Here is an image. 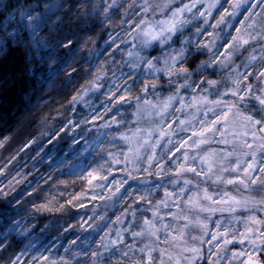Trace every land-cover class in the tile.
Returning a JSON list of instances; mask_svg holds the SVG:
<instances>
[{"label":"trees","instance_id":"16d2710c","mask_svg":"<svg viewBox=\"0 0 264 264\" xmlns=\"http://www.w3.org/2000/svg\"><path fill=\"white\" fill-rule=\"evenodd\" d=\"M255 2L256 0H247V4H245L244 8H242L235 16H226L225 21L222 24L224 26L215 30L212 25H216V20L224 13V10L228 9L231 11L230 0H221L219 4H222L223 7L218 5L214 8L211 17L207 19L209 20L207 22L208 26L203 30V34L198 40L201 49L206 50L207 47H204V45L212 43L209 41V32L217 31L222 34L224 32L226 33L225 29L231 24L229 31H232L231 36L234 35L236 29L240 28L241 23L244 22V17L247 16L249 12L255 10V8L248 7L249 5H254ZM179 3L182 6L183 4H190L191 0H179ZM194 12L196 11L186 15L190 21L183 31L178 30L175 33L174 39L180 37L181 34L185 35V31L186 29L189 30V27L192 26L193 28H196L199 26V24L193 25ZM148 15L149 14L145 12L134 13L133 16L125 18L124 23L114 31L109 25L100 33V39L97 43L99 44L103 40H108L109 46L106 51L119 59V54H121V50L124 49L126 45L120 42V37L117 33H120L121 28H127L128 31L136 29L137 23L141 19H146ZM110 36L115 39H110ZM214 45L215 47H221L220 43L217 46L215 43ZM127 47H130V42ZM214 50L216 49L214 48ZM159 51H161V49L159 44L156 43L153 53ZM230 67L231 66H228L221 71L205 70V72L199 76L194 73L192 79L189 81L192 85L191 88L180 87L184 84L185 79L182 75L176 76L175 82L171 84L167 79L165 80L162 75L141 76L142 73H137V76L140 77L139 82L141 84L152 81L156 84L155 89L164 91V93H173L176 88H180V97H183L184 101L188 97L192 99L193 94L207 95L209 96V99H215L219 93L225 92L226 88L230 87L232 84L228 78L229 75L227 71ZM88 71L93 75L99 74L101 76L99 83L102 85L104 83L108 84L109 78L112 76L110 71L107 73V76H105L103 68L89 67ZM71 75L74 78L73 83L56 93L49 100L47 105L41 110L35 112L32 117L24 122L23 125L17 126L15 129H9L8 131L0 130V142H3V147H0V188H3L4 193H6V195L0 194V239H3V237L7 235V239L3 242L6 244V252L13 253V259L19 257V264H29L30 261L34 264L32 258L40 257L41 255L57 261H60L61 257H63L64 261H70V264H76L77 261L86 259V257L82 255L74 256L73 253L81 252L83 249H88L89 251L99 250L100 264H123V261L126 258L120 255L122 245H116L108 251H105L100 247V242L98 240L99 235L92 237V235L99 229L95 226L99 224L100 227L106 226V229L111 228V236L114 238L116 228H127L129 226L128 221L131 219L130 216L125 218L122 225L115 223L116 217L122 212H125L131 207L137 210L138 217L145 216L151 219L152 212L150 209L157 201L164 198L165 189L170 192H176L179 190V187H184L183 179H179L176 185L170 183V180L175 178L177 164L183 162L182 157L176 155L170 156L172 152H175V148L172 146V152L169 153V156H165L164 158L167 162V168L165 169L166 174L162 173L156 175L153 169L149 170L152 172V175H148L141 169L138 172L132 169L130 171H132V174L136 179H129L128 177H123L122 172L121 174L117 173L120 169H115L118 165L115 164L112 167L111 175L106 174L108 177L106 181H111L112 178V180H114L116 177H119L125 178L128 182H126V185L116 193V196H113L111 200L106 202L109 205L112 204V209H108L109 213H107L101 220L93 218V214H95L94 212L99 209V200L92 192L94 188L89 187L88 180L78 179L77 174L80 170H70V168L60 165L53 167L56 159L66 154L69 155L67 152V146L72 143L73 138L77 143L72 146L76 147L77 145H80V143H78V137L81 138L82 130L84 128H91V121H89L88 113L86 111L90 110L95 102L96 104L101 103L102 93H104L103 89H99L97 91L99 97H94L89 104L88 101L86 102V97L90 91L94 90L90 87L91 76L81 73L79 66H77L76 71L71 72ZM207 80H216L218 81V84L209 88L206 83ZM149 85H151V83H149ZM197 85H199V87H197ZM203 89H208V91L205 92ZM121 91L123 92V89H121ZM143 96L144 93L142 97ZM73 97H76V99L73 100ZM180 97H177L172 108H170L165 114V120L161 121L160 119V124H164L172 117H180L183 119L189 115V113L186 116L183 114L185 110L182 112L176 111L180 106ZM229 97L224 96V99H236L232 96ZM109 102H111V100H109ZM91 103L93 104L91 105ZM239 107L241 111L254 115V110L258 108V105L255 100H249L240 104ZM193 111L195 110L193 109ZM173 115H175V117ZM86 116L88 117L87 125L81 123ZM200 116H204L203 112L197 114V117ZM257 118L259 117L257 116ZM143 120L144 123L140 126L149 124L146 117H143ZM69 121H72L71 125H69ZM136 126V123H132L131 125V127ZM186 136H189L188 133ZM219 140L220 137L218 135L212 137L211 142L201 146L200 151H207L208 149L219 150L221 148L232 151L233 147L218 143ZM175 143L176 142L173 144ZM54 151L55 155H53ZM195 151L197 150H191L190 152ZM178 153L183 154V150L176 152V154ZM259 156L264 157V151H258L256 157ZM230 159L233 162L235 161V157ZM247 159L250 161L251 157L249 156ZM122 168L123 166L121 167V171L123 170ZM86 171H91V168H87ZM146 175L147 179H145ZM224 175L227 177L230 173H225ZM184 176L187 179L194 180L196 183L202 182L203 186L207 187L210 193L221 191L232 193L234 191H240V198L251 196L256 199H260V197L264 195L259 188L255 189V187L249 191L247 189H238L237 185H226L222 182L213 183V180L209 179L210 182L205 177L201 178L195 176L193 173H185ZM145 182L150 183L146 188L143 186ZM160 182H163L165 187L159 186L158 184ZM93 184H95V181ZM195 190V184L189 185V191L186 192L184 200H187V196L191 195ZM82 193L84 195H81ZM129 193H131V195H128ZM141 194H146L147 199L145 201L139 199ZM239 196L237 197L239 198ZM75 197H79V199H76ZM120 198H124L123 203H121ZM69 201H71V203H69ZM148 201L151 203H148ZM183 206L185 205L181 203L180 207L184 208ZM171 208L172 206L169 204V208H161L160 212H165L167 209L170 211ZM5 210H8V215H4ZM184 210L193 221L196 220L197 217L207 219L209 228L207 234H204L202 230H200L201 232L197 230V224L192 223L184 232L182 244L188 247H198L201 250V254L193 259L192 264H213L210 260V262L207 261V253L209 238L213 235L211 232L213 224L218 220L219 215L220 217L221 214L227 216L232 215L235 220L238 219L236 222H240L239 225L242 228H246L245 219L250 215L255 216L258 220L264 221V206L259 205L239 207L234 209V211H216L212 214L201 212L196 208L191 211ZM167 222L169 224H174L176 229H178L180 225L187 223V221L184 220L174 222L172 217ZM249 226L253 227L254 231L248 233V235L252 240L260 243L259 233L264 232V224L253 225L249 222ZM135 230H139V228L137 227ZM163 234L166 235L164 231L159 233V248H165V238L163 237ZM205 235H207L206 239ZM124 236V244L130 245L133 243V238L129 232L124 233ZM201 236H203L202 240L197 239L196 241V239H190L193 237L199 238ZM21 237L28 238L24 240V243L28 244L26 254L24 248L19 242ZM87 237H92V239L88 240L86 239ZM186 237L189 238L187 239ZM85 241H91L92 243H85ZM72 242L75 243L72 244ZM249 244L250 243L248 242H244L241 245L244 246ZM241 245H238L237 247L240 249ZM136 246L139 248L141 242L136 241ZM159 248L153 253L154 264H156L158 259ZM260 248H262L261 251L263 252L260 254L261 256L258 260L264 264V243H261ZM66 249H69V251H66ZM3 255L4 253H0V256ZM140 255L141 254L137 252V257ZM183 257H193V254H184Z\"/></svg>","mask_w":264,"mask_h":264},{"label":"snow or ice","instance_id":"6c2138e0","mask_svg":"<svg viewBox=\"0 0 264 264\" xmlns=\"http://www.w3.org/2000/svg\"><path fill=\"white\" fill-rule=\"evenodd\" d=\"M201 0H191L190 4H183L181 7L173 8L171 12V17L169 19L157 22L158 27L154 26L151 22L141 19L136 28H143L145 34L149 39L155 40L160 38L164 34H175L183 24L189 21L183 18L185 11H192L197 3ZM207 3L206 12H199L200 17H205L206 13L211 14L213 8L219 4V0H205ZM262 0H256L254 5H249L250 8L259 7L260 12L256 13L254 11L249 12L247 16L244 17V22L241 23L240 28L236 29V35L230 37V42L225 40L224 51L220 52L219 49L215 52L214 61L221 67L226 66L231 62L232 53L242 45H247L249 40H255L259 37L264 40V7H261ZM172 4V0H163V3L158 4L156 7L164 9ZM247 4V0H230L231 11L228 9L224 10V13L216 20V25H212L213 29L217 25H221L225 21V17L235 16L242 8ZM152 10L147 5L144 6V12L147 13ZM193 18H196V14H193ZM207 23V19L204 20ZM143 26V27H142ZM259 29V30H257ZM202 30L197 28L196 33L199 34ZM208 35L212 37L213 43L205 44L204 47H212L214 41L219 37L214 34V32H209ZM183 49L181 52L183 53ZM255 49L252 50V54H249L247 61L244 63V67L248 68L251 65L259 64L260 67L255 70L256 79L264 85V45L260 46L259 57L254 54ZM223 57V59H221ZM186 59V58H185ZM185 59L181 58V55L173 54L168 56L163 61V67H160V61H154L147 65L150 71L156 73L163 72L168 76H178L182 73H186L188 70L184 67ZM235 75H230L229 79L232 84L230 87L226 88L225 92L219 93L216 99H209L207 95L193 94L192 99L185 102L183 97H180V88H176L175 91L167 96L164 100L158 102H152L149 100L143 101V106H138L137 115L140 116L141 113L147 112L148 115L155 113L160 116L161 121L165 120V114L173 104L176 102L177 97H180V107L176 109L177 112H182L184 109H194L195 111L189 113V115L184 119L174 118L172 124H177V129H173L172 124H169L167 129L162 127L161 124H153L147 128H142L139 126L140 121H137V127L128 129L125 132L120 133V138L127 145V150L120 153L121 158L115 160L116 164L123 163L124 165H131L134 171L140 170V165H146L144 167V172L148 175H152L149 171L155 165V174L160 175L165 173L167 168V162L165 161V156L172 152V148L167 147V145H172L175 148V152L172 155L175 156L176 152L183 150V162L177 164L175 169V178L170 180V183L176 185L179 179L184 180V187L179 188L178 192H170L165 189L164 198L156 202L152 206L150 211L152 212V218L149 219L145 216H137V210L129 207L125 212L116 217L115 223L122 224L127 216L131 219L128 221L127 228H116L115 229V239L112 238L109 229L103 237L100 238V247L105 251L116 245H122V250H120V255L126 258L123 264H154L153 253L159 248V241L161 231H164L167 235L164 240L165 244L174 242L176 248L181 249L179 253L173 252L171 248H159V253L161 259L159 264H181V260H186L187 264H192L193 259L201 254V250L198 247H188L181 243L184 238V231L189 224L195 223L199 225L204 234H207L208 223L207 219H201L199 217L193 221L186 213L184 208L180 205L183 203L186 207L197 208L201 212H207L212 214L216 211H234L235 207H248L249 205H259L264 206V195L260 199H256L251 196H246L243 198H238L229 192L221 193H210L207 187H204L202 182L196 183L192 179L185 178V173H193L195 176H203L206 179H212L213 183H224L226 185H237L239 184L244 189L251 191L253 187L259 188V190L264 193V166H260L257 169V152L264 151V86H261L257 91L254 89L252 83H245L249 80L252 73L239 71V66L236 67ZM209 88L216 86L218 81L207 80L206 81ZM143 91L146 93L149 90V86L155 89V84L145 83ZM180 87H189L192 85L189 82H185ZM199 87V85H197ZM207 92L208 89H203ZM231 94V96L236 99L225 100L223 97L225 95ZM247 97H252L256 101L258 108H256L255 114H248L245 111H241L239 105L246 102ZM116 96L114 97V99ZM76 97H73L75 100ZM128 99L127 94H119L117 102H124ZM141 98H138V100ZM237 101L240 103L238 104ZM149 109L151 111H149ZM203 112L204 118L199 120V127L192 123L193 120L197 119V114ZM209 113H211L215 118L209 119ZM257 116L259 118H257ZM69 125L72 121L68 122ZM71 130V129H70ZM191 131V136L187 139L181 137L175 144L169 139L167 145L163 147L160 153L157 149L161 148V140L166 136L176 135L177 132H189ZM159 133V138L153 142V134ZM219 136L220 140L218 143L221 144H232V151L221 148L208 149L207 151H200L202 145L209 144L212 137ZM251 136L252 142L249 143L247 137ZM231 137V139H229ZM75 142V139L72 140ZM197 150L195 156H190L189 152L191 150ZM251 157L249 161L247 157ZM235 157L233 162L230 158ZM199 158V165L191 166L188 162L195 161ZM199 169V171H198ZM258 171V175L255 174ZM242 172V174H241ZM225 173H230L229 176H225ZM235 173V175H231ZM129 176L132 172L128 173ZM102 179L106 181L107 176H103ZM136 179V177H133ZM89 185H93V182L101 180V176L96 172H89L87 176ZM195 184V191L188 196L187 200L183 199V195L189 191V185ZM124 181L115 182V191L119 192L123 187ZM111 192L112 190L109 189ZM0 194H5L4 189L0 188ZM81 195H84L83 193ZM214 196H219V199H213ZM79 199V197H75ZM95 198V197H94ZM104 199H109L105 197ZM141 201L147 199L146 194H141L139 196ZM173 201L174 207L177 208L176 212H168L167 215L171 216L174 222L180 220L187 221L184 225H180L176 229L174 224L166 223L164 217L160 215L161 208H169V201ZM201 200L208 201L207 204H201ZM71 203V201H69ZM148 203H151L148 201ZM4 215H8V210H5ZM103 219V217L101 218ZM251 224H264V221L258 220L255 216H248L245 219V233L241 234L242 237L247 238L248 233L253 232L254 228L249 226ZM219 222H217V227L219 228ZM82 227V225H81ZM99 228L100 225L95 226ZM139 230H135L136 228ZM129 232L133 238V243L128 245L124 244L125 236L124 233ZM223 235L225 237L224 243L227 244L230 241L227 239L228 233L225 231L221 234L219 231L213 234L212 239H216L218 236ZM7 239V235L0 239V244ZM193 239H203V236ZM260 243H264V232L259 233ZM136 241L141 242V246L137 248ZM253 246L256 245L257 241H250ZM75 242H72L74 244ZM85 243H92L91 241H85ZM126 249V250H124ZM69 251V249H66ZM189 251L193 253V257H183V252ZM137 252L141 255L137 257ZM74 256L82 255L86 257L81 261H77L76 264H100V252L89 251L88 249H83L81 252L73 253ZM234 258L237 256H246V261L242 264H260L256 259L254 253H234ZM164 257L168 259L165 260ZM34 264H70V261H64L61 257L60 261L53 260L49 257H34Z\"/></svg>","mask_w":264,"mask_h":264},{"label":"clouds","instance_id":"9594fccd","mask_svg":"<svg viewBox=\"0 0 264 264\" xmlns=\"http://www.w3.org/2000/svg\"><path fill=\"white\" fill-rule=\"evenodd\" d=\"M158 4L159 0H0V130L8 131L23 125L56 93L73 83L71 72L76 71L77 66L81 73L91 76L90 87L96 90L102 86L99 83L101 76L90 73L89 67L103 68L105 76L110 71L109 87L101 97L103 113L97 115L102 118L116 107L115 115L111 120L92 125V129L84 128L83 144L73 147L77 141H72L67 146L71 155L60 156L53 164V167L60 165L70 170L79 168L78 179L86 180L89 172H96L101 180L89 187H103L102 177L111 175L115 160L121 158L123 150L119 144L125 142L120 133L132 129L133 122L137 124L139 120V126L144 123V114L137 115L138 106H143V101L138 98L142 97L145 86L137 76L142 72L141 66L148 68L149 63L164 61L174 53L181 55L182 59L186 58L184 67L188 70L181 74L185 83L194 73L202 75L206 68L215 64L216 51L212 50L215 45L201 49L194 39L183 34L176 39L175 34H164L151 40L143 28L132 31L121 28L117 35L126 47L121 50L119 59L106 51L108 40L97 43L105 28L109 25L113 31L119 28L137 8L144 12L147 5L154 17L157 10H162L156 7ZM261 7H264V0ZM129 42L130 47H127ZM156 43L161 51L153 53ZM117 93L128 96L124 104L129 107L125 111H121L115 99L108 102V98ZM81 123L87 125L88 117ZM113 125H119V128L114 129ZM89 167L91 171H86ZM124 171L132 172L129 165H125ZM133 177V174L128 175L129 179ZM116 193L109 192V200ZM120 200L124 202V198ZM26 239L21 237L19 241L25 254L28 250V244L24 243ZM0 253H4L0 256V264H19V257L13 259V253L6 252L5 243L0 244Z\"/></svg>","mask_w":264,"mask_h":264},{"label":"rangeland","instance_id":"374dc122","mask_svg":"<svg viewBox=\"0 0 264 264\" xmlns=\"http://www.w3.org/2000/svg\"><path fill=\"white\" fill-rule=\"evenodd\" d=\"M221 0H219L220 2ZM160 3H163V0H159ZM177 7H181L180 3H179V0H172V4L167 7V8H164L163 10H157L155 12V16L153 17V12L152 10H149L147 13L149 14L147 16V18L145 20L151 22L154 26L158 27L157 23L155 22H159V21H163V20H166V19H169L171 17V12H172V9L173 8H177ZM197 8V9H196ZM196 9V10H195ZM206 9H207V3L205 2V0H201L200 3H197L196 7L195 8H192V11H196L194 12L196 14V18L194 19L193 21V25L195 24H199V26H197L196 28H193L192 26L189 27V30L186 29L185 31V36H188L189 39H194L196 41V43L198 44V40L199 38L202 36L203 34V30L205 28H207L208 26V23H205L204 20L205 18L206 19H209L212 15V12L214 10V8L212 9L211 11V14L208 15L206 13V16L205 17H200L199 16V12H206ZM139 12H143L140 10V8H137L136 9V13H139ZM189 11H185L184 14H183V18L185 19V16L188 14V13H191ZM254 12L258 13L260 12V8L259 7H255V10ZM198 15V16H197ZM186 20L187 21H190V19L188 18V16H186ZM209 21V20H207ZM192 23V22H191ZM188 25V23L186 24H183L182 27L179 28V30L183 31L184 28H186ZM221 26H224V25H217V27L215 28V30L217 28H220ZM230 26L231 24H229L228 28L225 29L226 30V33L224 32L223 34L221 32H217L215 31L214 34L215 35H218V39H216L214 41V43L216 44V46L220 43L221 44V47L219 48V46L217 47H213V51H217V49H219L220 52H223L224 51V44H225V40H228L230 42V37H231V34H232V31H229L230 30ZM143 27V26H142ZM199 28L201 29L202 31L197 34L196 33V29ZM259 30V29H257ZM236 35V32L234 33V35L232 36H235ZM209 41L213 43V40H212V37H209ZM262 42V43H261ZM261 43V44H260ZM255 44V45H253ZM261 45H264V40H261L259 37H257L255 40H249V43L247 45H242L241 47L237 48L233 53H232V58H231V62L228 63L226 66L224 67H221L219 66L218 64H214L212 65L211 68H206V70H211V71H221V70H224L225 68H227L228 66H231L230 68H228V75H235V69L237 66H239V71L241 73H244V72H249V73H252V75L249 77V80L245 81V83H252L253 86H254V89L257 91V94L258 93V89L262 86L261 82L259 80L256 79V75H255V70L258 69L260 67L259 64H255V65H251L249 66L248 68H245L243 65L244 63L247 61V57L249 56V54H252V50L255 49V55H257L259 57V54H260V46ZM214 48L216 50H214ZM191 49V47L189 48ZM221 59H223V57H221ZM160 67H163V61H160V64H159ZM142 67V74L141 76H156V75H162L163 78L167 81H174L176 80V76H168V75H165L163 72H160V73H156L154 71H150L148 68L144 67L143 65L141 66ZM229 78V77H228ZM231 81V80H230ZM232 83V82H231ZM102 85V84H101ZM109 87V82L108 84L104 83L99 89H103L104 92L108 89ZM98 90L94 89L93 91H90L86 97V102L88 101V103L90 104L91 100L94 98V97H99V94L97 92ZM122 92V91H121ZM223 93V92H221ZM172 93H164V91H159L158 89H152L151 87H149V90L148 92H144V96L142 97V101L144 100H149V101H152V102H158V101H162L164 100L167 96L171 95ZM118 95L119 93L116 94V98H115V101H116V105L118 107L121 108V111H125L127 108H128V105H125L124 102H117L118 100ZM225 96H231V94H228V95H225ZM233 97V96H232ZM230 98V97H229ZM114 97H109L108 98V102L109 100H113ZM216 99V98H215ZM224 99V97H223ZM190 97L186 98L185 102H188L190 101ZM249 100H254V98L252 97H247L246 98V102L249 101ZM93 103H91L92 105ZM93 107L95 108V110L93 111ZM180 107V106H179ZM178 107V108H179ZM184 115L186 116L188 113H192L194 112L193 109H184ZM149 111H151L149 109ZM88 113V117H89V121H91V128H92V125L94 124H99V123H102V120H111L113 118V116L115 115V112H116V107H113L112 108V111L107 113L106 115H103V117L101 118V116H98L97 113H103V105L101 103L99 104H95L90 108V110L86 111ZM89 113H91V115H89ZM175 117V115H173ZM143 117H146V119H148V121L151 122V124H146V125H143V126H140L142 128H147L153 124H157L159 123L160 124V116L156 115L155 113H153L152 115H148L147 112L144 113V116ZM185 118V117H184ZM183 118V119H184ZM204 116H200V117H197V119L193 120L192 123L195 124L197 127H199V120L200 119H203ZM209 119H214L215 117L210 113L209 116H208ZM116 119H119V117H116ZM173 117L168 119L164 124L162 123V127H164L165 129H167L168 125L169 124H172V121H173ZM179 119H181L179 117ZM135 123V122H133ZM177 126H178V121H177V124H172V127L173 129H177ZM114 129L116 128H119V125H113L112 126ZM137 127V126H136ZM89 128V129H91ZM132 128H135V127H132ZM189 136H191V131L190 132H187ZM187 133L185 132H177L176 135H173V136H166L163 140H161V148L157 149V152L160 153L161 150L163 149V147L165 145H167V141L169 139H171L174 142H177L178 140H180L181 137L187 139L189 136H186ZM178 136V137H177ZM77 138V136H76ZM159 138V133H154L153 134V142ZM229 139H231V137H229ZM247 140L249 143L252 142V138L251 136L247 137ZM78 143L80 144H83V140L78 137ZM79 145H77L76 147H78ZM172 145H167V147L171 148ZM203 146V145H202ZM228 146H231L233 147L232 144H228ZM119 148L123 151H126L127 150V145L124 144V143H121L119 144ZM195 150V149H193ZM171 153V152H169ZM169 153L166 155V156H169ZM197 154V151L195 152H189V155L190 156H195ZM69 155H71L69 153ZM176 156L178 157H182L183 159V154H175ZM172 156V154L170 155ZM256 160H257V169L260 167V166H264V157H256ZM262 161V162H261ZM200 161H199V158H197L195 161H189V164L191 166H197L199 165ZM123 166V170L121 171V167ZM83 167V166H81ZM146 167V165H140V169L144 172L143 168ZM124 168H125V165L123 163H120L117 165V167H115V169H120L117 173L121 174L122 172V176L123 177H128V174L124 171ZM155 169V165H153V168L150 169V170H153ZM76 171L77 170H80L79 168L75 169ZM129 170H132V166L129 165ZM141 171V172H142ZM199 171V169H198ZM145 173V172H144ZM242 174V172H241ZM257 174H258V171H257ZM231 175H235V173H231ZM201 178H204L203 176H199ZM113 179V178H112ZM111 181H104L103 182V187H93V194H95L97 197H98V200H99V209L96 210V212H94L95 214H93V218H97L98 220H101L102 217H104L107 213H109L108 209H112L111 205L112 204H107L106 202H108L109 199H104L105 197H108V194H109V189H111L112 191L111 192H114L115 191V184L113 183V181H118V180H123L124 181V185H126V182H128V180H125V178H119V177H116L114 180ZM209 180V179H208ZM212 180V179H211ZM210 181V180H209ZM211 182V181H210ZM213 182V181H212ZM96 183V182H95ZM164 183L163 182H160L158 185L159 186H162V187H165L163 185ZM142 185V184H141ZM148 185H150L149 182H145L143 184V186L146 188L148 187ZM142 187V186H140ZM237 187L238 189H244L242 186H240L239 184H237ZM180 188V187H179ZM255 189H257V187H255ZM171 192H174L175 191H171ZM178 192V190L176 191ZM222 192V191H221ZM221 192H214V193H221ZM186 194V193H185ZM185 194L183 195V199L185 197ZM232 195L234 196H239L240 194V191H234L231 193ZM188 198V196H187ZM240 198V196H239ZM214 199H219V196H214ZM111 203V202H110ZM209 203L208 201H204V200H201V204H207ZM169 204L172 206L173 205V201H169ZM184 209L188 210V211H191V210H194L195 208H189V207H186V206H183ZM236 208H239V207H235ZM197 209V208H196ZM177 208L172 206L171 210L169 211L168 209L165 211V212H160V215L164 217V220L166 223H168L167 221L171 218V216L167 215L168 212H176ZM199 210V209H197ZM224 212V211H222ZM167 219V220H166ZM95 220V219H93ZM238 220V219H236ZM235 218L231 215V216H227V215H223L221 214V217L219 215V218L217 221L214 222L213 224V228H212V234L216 233L217 231H219L221 234H223L225 231H227L228 233V236H227V239L230 241L229 243L225 244L224 243V239L225 237L223 235H220L218 236L216 239H212V237L209 238V247H208V253H207V261L208 262H213V264H242L243 261H246L247 257L246 256H237L234 258V253H244V252H247V253H254V255L256 256V259L258 260L259 257L261 256L260 254L263 252L261 251L262 248H260L261 246V243L257 242L255 246H253L251 244V237L248 235L247 238L245 237H242L241 234L245 233V228H242L240 227L239 223L236 222ZM195 221V220H194ZM217 222H219V228L217 227ZM122 225V224H121ZM190 225V224H189ZM188 225V226H189ZM238 225H239V228H238ZM111 229V228H109ZM109 229H106V226H102V227H99V229L92 235V237H96L99 235V242H100V238L103 237L106 232L109 231ZM209 229V228H208ZM186 230V229H185ZM197 230H202L201 227L198 225V228ZM209 230H207L208 232ZM185 232V231H184ZM201 232V231H200ZM164 238H166V235L163 234ZM213 236V235H212ZM92 237H87L86 239L88 240H91ZM207 235H205V239H206ZM187 239L189 237H186ZM115 239V237L113 238ZM191 240H195L193 238H190ZM165 240V239H164ZM197 241V239H196ZM244 242H248L250 243L249 245H241L243 244ZM181 243H183L181 241ZM238 245H241L240 249L237 247ZM171 248V250L173 252H176V253H179L181 251V249L179 248H176L174 246V242L172 243H169V244H165V248ZM186 254V255H191L193 253L189 252V251H184L183 252V255ZM264 254V253H263ZM161 259L160 257V253L158 255V259H157V262L156 264H159V260ZM165 260H167L168 258L167 257H164ZM210 260V261H209ZM260 262V264H263L260 260H258ZM181 264H187V261L186 260H181Z\"/></svg>","mask_w":264,"mask_h":264}]
</instances>
